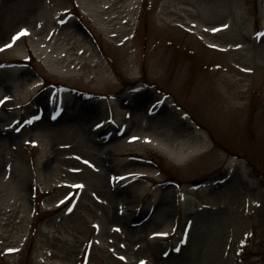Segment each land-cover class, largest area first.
I'll use <instances>...</instances> for the list:
<instances>
[{"label": "rangeland", "instance_id": "1", "mask_svg": "<svg viewBox=\"0 0 264 264\" xmlns=\"http://www.w3.org/2000/svg\"><path fill=\"white\" fill-rule=\"evenodd\" d=\"M142 262L264 264V0H0V264Z\"/></svg>", "mask_w": 264, "mask_h": 264}, {"label": "snow or ice", "instance_id": "2", "mask_svg": "<svg viewBox=\"0 0 264 264\" xmlns=\"http://www.w3.org/2000/svg\"><path fill=\"white\" fill-rule=\"evenodd\" d=\"M26 34H27L26 30L22 31L17 37H15V39H19V36L26 35ZM78 187H83V185H79ZM158 235H167V234L166 233H159ZM177 251H179V249H177ZM121 259H123V258H121ZM142 264H143V262H142Z\"/></svg>", "mask_w": 264, "mask_h": 264}]
</instances>
